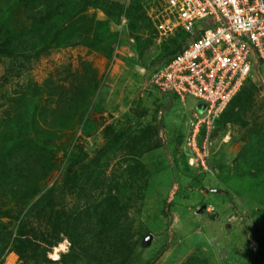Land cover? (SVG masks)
I'll return each mask as SVG.
<instances>
[{"label":"trees","instance_id":"1","mask_svg":"<svg viewBox=\"0 0 264 264\" xmlns=\"http://www.w3.org/2000/svg\"><path fill=\"white\" fill-rule=\"evenodd\" d=\"M152 1L128 0L126 9H119L124 11L127 39L133 40L131 52L136 64L145 69L148 81L188 42L187 35L178 31L169 41L156 44L154 21L148 12ZM124 2L0 0V261L8 251L17 257L15 264H137V248L151 233L139 225L147 212L144 201H150L152 176L165 167L162 161L155 166L144 155L165 149L172 170L180 165L189 170L184 154L170 149L163 136L159 114L173 102L169 94H163L162 105L159 99L154 101L151 121L141 125L138 97L131 102L128 86L119 81L113 94L123 103H131L130 111L122 115L123 121L101 130L103 142L90 157L83 141L98 131L93 120L80 118L76 129L79 136L75 130H67L79 112H90L93 106L101 110L100 103H91V97L105 84L99 83L97 70L81 61L79 72L69 67L56 70L41 83L30 76L33 64L53 51L82 47L110 56L116 33L109 31L106 21L101 22L103 32L96 30L95 16L87 12L99 9L110 16L113 7ZM260 89H264L262 79L257 87L239 93L221 114L211 137L212 154L235 143L232 136L228 142L222 141L228 130H245L257 122L253 117ZM247 131V140L233 160V176L264 187V126ZM67 134L70 137L57 146L55 142ZM184 139L183 131H179L176 146L183 147ZM58 152L61 164L55 159ZM211 157L212 172L213 165L217 171L225 167L218 153ZM55 171L60 173L59 180L48 184ZM173 182L177 184L176 196L190 198L186 186L177 179ZM190 186L204 190L197 177ZM227 197L232 199V194ZM169 206L165 200V216ZM252 214L263 225L264 233V208ZM254 230L258 231V226ZM63 239L70 243L68 252L57 262L48 260L51 248ZM255 247L256 264H264V235ZM183 264L207 261L192 256Z\"/></svg>","mask_w":264,"mask_h":264},{"label":"rangeland","instance_id":"2","mask_svg":"<svg viewBox=\"0 0 264 264\" xmlns=\"http://www.w3.org/2000/svg\"><path fill=\"white\" fill-rule=\"evenodd\" d=\"M117 6L113 7L110 16L105 15L99 9H91L87 12L88 15L93 14L95 16L96 30L102 31V21H106L110 29L112 27L115 29L113 24L117 25L122 17L119 18L116 15L117 13L120 15L121 11L119 9H122L119 6L117 9ZM163 6L164 0H153L148 11L149 15L156 16ZM115 18H118V20H113ZM115 35H117L113 43L115 49L122 50L124 46H127L129 50L124 52L118 63L115 64L114 62V67L107 75L105 74L107 61L112 62L113 53L107 56L105 53L90 51L82 47L53 51L36 61L30 72L31 78L35 82L41 83L49 73L56 70L60 72V70L69 67L72 72H79V62L86 61L97 70L99 83L105 81L106 84L107 76L109 79L112 76L114 84H111V86L108 84L107 90L105 84H102L104 87L101 86L100 89H97L96 94L91 97V103L94 101L97 104L100 103L101 110L97 111L93 106V110L90 112L85 114L79 112L73 116V121L71 120V125L68 126L69 130L67 132L78 131L76 129L79 125L78 122L80 123V118L84 120L86 116L90 117L98 126V131L83 141V147L90 153V157L92 152L103 142L101 130L116 121H123L122 115L130 111L131 103L125 104L113 94L119 81L128 86L131 102L138 97L137 112L140 114L139 121L141 125L151 121L155 108L154 101L159 99L158 104L160 105L164 104L165 101L163 94L150 86L146 75L138 74L140 68L138 69L139 66L136 64V56L131 52L132 43L127 39L126 29L124 28L122 32L119 31ZM92 37H97L96 33ZM259 72L264 81L263 66H260ZM2 73L3 68L0 65V77ZM255 87H257V83H255ZM7 89L10 90V87H7ZM170 96L173 99L171 106L167 110H161L159 114L163 124L162 132L167 143H170V149L175 148L182 153L183 147H177L174 139L179 131L186 129L187 119L191 117L193 111L196 112L198 118L204 116V106L192 98H186L183 106L175 96ZM255 103L256 115L253 119L255 118L257 122H251L245 130L239 127L231 128V136L236 138L235 143L229 147H219L218 150L213 152L214 154L218 153L222 159V163L225 165L222 170H215L213 165V172H204L191 167L188 171H185L184 166L180 165L174 171L169 166L170 156L166 155L165 149H158L144 155V159L150 157V160L157 164L155 166L159 167L158 161H162L165 167L152 176V186L149 188L148 197L150 201H144V209L147 208V212L139 219V225L142 228H147L146 230H150L149 235H152V240L147 247H142L140 242V246L137 248V264H183L192 256L206 259L207 264H249L251 246L256 245V241H259L264 235L262 232L263 225L252 214V212L264 208V187H257L249 180L233 176L235 174L233 160L247 140V130L264 126V89L258 91ZM115 107L117 108L115 109ZM75 134L79 136V132ZM65 137L60 141H56V145L59 146L62 141L70 136L67 134ZM214 154L210 152L211 156H214ZM179 157V152H177L175 159L178 160ZM212 158L209 162L212 161ZM55 159L58 164L62 163L60 152L56 154ZM110 169H108V172ZM59 175V172H53L48 184L58 181ZM196 177L201 182L204 190H198L196 187L190 186L191 180ZM175 179L187 187L190 198L185 199L176 196L177 184L172 183ZM210 190H222L227 194H214L210 193ZM228 193L232 194V199L227 197ZM165 200L167 205H170L167 216L163 214ZM204 206L205 209H203ZM3 221L6 222V219ZM257 226L258 231H255L254 229ZM50 252H52V248ZM16 261L15 254L7 251L0 264H15Z\"/></svg>","mask_w":264,"mask_h":264},{"label":"built area","instance_id":"3","mask_svg":"<svg viewBox=\"0 0 264 264\" xmlns=\"http://www.w3.org/2000/svg\"><path fill=\"white\" fill-rule=\"evenodd\" d=\"M120 16L124 25V11ZM152 20L157 45L178 31L188 37L186 47L154 72L149 84L183 106L186 98L204 106L202 118L193 112L188 119L182 153L189 167L211 171L209 149L216 121L239 93L263 80L259 68L264 67V0H164ZM116 56L117 51L106 75ZM230 139L228 130L222 141ZM69 246L66 239L55 243L48 258H59Z\"/></svg>","mask_w":264,"mask_h":264},{"label":"crops","instance_id":"4","mask_svg":"<svg viewBox=\"0 0 264 264\" xmlns=\"http://www.w3.org/2000/svg\"><path fill=\"white\" fill-rule=\"evenodd\" d=\"M127 4V2H126V0H125V2L122 4V5H119L121 8L122 7H124L125 5ZM121 13V12H120ZM116 14V13H115ZM119 18H120V15H119V13H117L116 14ZM118 20V18H115V19H113V20ZM121 21H122V19H121ZM121 21H119L118 23H117V25H114L113 24V26H115V29L112 27L111 29H110V27H109V29L111 30V32L112 33H117V32H119V31H122V28H123V26L125 25H123L122 24V22ZM115 23V22H114ZM129 42H130V40H129ZM130 43H132V42H130ZM114 47V46H113ZM127 50H129L128 48H127V46H124L123 48H122V50H119V48L118 49H115V47H114V50H113V53L115 52V51H117V56H116V60H115V64L116 63H118V61H119V58L121 57V56H123L124 55V52L125 51H127ZM108 61H107V65L106 66H108ZM113 67H114V65H113ZM144 69V68H142V67H138V69ZM140 69H139V73L138 74H140V75H144L145 74V69H144V72L143 73H141L140 72ZM105 71H106V69H105ZM150 80V79H149ZM108 84H109V86H111V84H114L113 83V79H112V76L110 77V79L108 78V76H107V83H106V85L108 86ZM169 106H171V103H170V105ZM194 112V111H193ZM192 112V113H193ZM188 119H189V117H188ZM187 119V120H188ZM231 131V130H230ZM183 133H184V135H185V133H186V129H184V131H183Z\"/></svg>","mask_w":264,"mask_h":264},{"label":"water","instance_id":"5","mask_svg":"<svg viewBox=\"0 0 264 264\" xmlns=\"http://www.w3.org/2000/svg\"><path fill=\"white\" fill-rule=\"evenodd\" d=\"M208 191V190H207ZM210 193H214V194H220V193H224L225 195L227 194V192H224L222 190H210ZM203 209H205V206L203 207ZM152 240V235H146L145 237H143L142 241H141V246L142 247H147L150 245ZM257 262V252H256V247L255 245L251 246L250 249V260H249V264H256Z\"/></svg>","mask_w":264,"mask_h":264},{"label":"clouds","instance_id":"6","mask_svg":"<svg viewBox=\"0 0 264 264\" xmlns=\"http://www.w3.org/2000/svg\"><path fill=\"white\" fill-rule=\"evenodd\" d=\"M112 55H114V53L112 54ZM106 74V73H105ZM189 167V166H188ZM53 248V247H52ZM51 252H49L48 254H47V258H48V255L50 254ZM67 253V252H66ZM66 253H61L60 255H59V258H57V259H54V260H52V259H49L50 261H52V262H57L59 259H60V257H61V255H63V254H66Z\"/></svg>","mask_w":264,"mask_h":264}]
</instances>
